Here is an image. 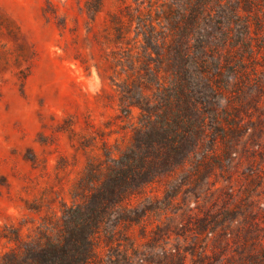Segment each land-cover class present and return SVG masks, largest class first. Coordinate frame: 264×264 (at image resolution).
<instances>
[{"label":"rangeland","instance_id":"374dc122","mask_svg":"<svg viewBox=\"0 0 264 264\" xmlns=\"http://www.w3.org/2000/svg\"><path fill=\"white\" fill-rule=\"evenodd\" d=\"M160 4L0 0V264L76 205L108 210L88 264H264V0L217 8L202 67Z\"/></svg>","mask_w":264,"mask_h":264},{"label":"trees","instance_id":"16d2710c","mask_svg":"<svg viewBox=\"0 0 264 264\" xmlns=\"http://www.w3.org/2000/svg\"><path fill=\"white\" fill-rule=\"evenodd\" d=\"M158 1H161L157 15V18L161 20L160 24L171 30L173 32L172 36H174L176 31L182 33L183 30L196 33L198 35L197 63L201 67L206 64L208 65V49L213 46L212 39L209 37L210 27L214 25V16L217 8H223L227 0ZM181 42L182 44L189 45L190 41H188V38H183ZM180 90V93L184 96L182 102L186 105V107L183 106L184 114L188 116L191 112L190 106L196 108V103L184 87H181ZM151 113L152 111L149 112L150 125H144V130L149 128V130L155 131L156 128V131L160 132V135L167 134L168 131L172 130L168 127V121L159 125L153 124ZM181 127V130L176 131V138L180 140H187L198 134V129L190 127L187 125V122H182ZM134 156H138V154L134 152L133 155H122L121 157ZM140 164H142V167L143 164L145 166V163L142 161ZM138 168L136 166V169ZM136 169H134L132 163L129 165L121 164L119 167H111L110 173L113 178V184L107 183L102 188V196H107L114 191L123 195L126 192V184H128L124 179L128 175L138 186L140 179L139 175H134ZM90 212L88 213L83 210L80 205L66 208L62 217L61 228L56 232L51 229L42 231L35 245L27 247L32 257V264H88L94 256V236L102 228V219L107 216L108 210L99 206L98 208L90 209ZM14 240L18 242L17 247L20 248L21 243L19 239ZM16 257H19V254H16ZM11 264H19V262L15 260Z\"/></svg>","mask_w":264,"mask_h":264}]
</instances>
